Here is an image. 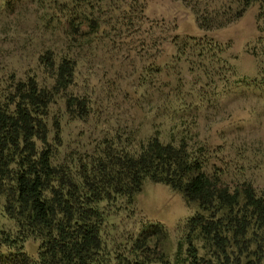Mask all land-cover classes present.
<instances>
[{"label": "rangeland", "instance_id": "1", "mask_svg": "<svg viewBox=\"0 0 264 264\" xmlns=\"http://www.w3.org/2000/svg\"><path fill=\"white\" fill-rule=\"evenodd\" d=\"M89 2L69 13L73 8L64 11L66 0H0V101H10L17 83L29 77L53 90L46 116L52 162L76 171L102 159L111 147L140 150L158 137L200 151L205 170L222 186L243 193L249 184L264 198V18L259 6L233 21L206 25L202 0ZM127 12L132 13L125 18ZM68 16L81 33L68 25ZM48 54L75 61L68 88L55 91L54 72L41 61ZM71 96L85 100L83 116L67 106ZM160 185L156 196L163 201L169 193L162 185L168 184ZM173 189L192 209L178 222L139 202L141 189L132 198L115 196L101 203L107 247L124 252L142 228L159 224L165 233L156 237V264L183 260L189 236L199 256L219 264L218 241L191 233L188 225L197 215L210 217L212 210ZM4 202L0 195L2 257L11 254L6 238L20 236L3 213ZM248 238L244 262L258 252L253 229ZM40 244L29 238L22 252L36 259ZM227 251L235 258V244Z\"/></svg>", "mask_w": 264, "mask_h": 264}, {"label": "trees", "instance_id": "2", "mask_svg": "<svg viewBox=\"0 0 264 264\" xmlns=\"http://www.w3.org/2000/svg\"><path fill=\"white\" fill-rule=\"evenodd\" d=\"M202 1L206 25L215 20L233 21L252 5L259 6L264 18V0ZM89 3L66 0L64 11H77ZM131 13H125V18ZM67 21L74 28V17L68 16ZM74 30L81 33L78 28ZM41 61L54 72L55 91L71 85L76 63L69 56L56 60L48 54ZM9 99L0 101V195L5 199L3 213L16 223L20 236L6 238L11 254L0 255V264H156L155 241L165 233L163 227L152 224L142 228L132 245L124 252H115L104 240L106 216L100 207L115 196L134 197L146 177L166 183L204 210H212L210 217L197 215L188 225L191 233L198 235L199 231L218 241L219 264H264V198L257 196L249 184L243 193L222 186L217 176L205 170L207 161L200 151L189 152L185 142L174 146L153 137L140 150L115 152L111 147L102 159L81 164L73 171L52 162L46 116L54 99L53 90L29 77L17 83L15 96ZM66 103L70 110L82 116L86 113L85 100L71 96ZM250 229L257 237L258 252L254 259L244 262L252 242L248 238ZM29 238L41 242L36 259L22 252L21 245ZM230 244L237 248L235 258L227 251ZM186 253L176 264H216L199 256L192 236Z\"/></svg>", "mask_w": 264, "mask_h": 264}, {"label": "clouds", "instance_id": "3", "mask_svg": "<svg viewBox=\"0 0 264 264\" xmlns=\"http://www.w3.org/2000/svg\"><path fill=\"white\" fill-rule=\"evenodd\" d=\"M159 186H161L160 182L146 177L142 182L141 191L137 194L138 201L163 211L166 218L173 222L186 219L192 214V209L185 202L183 195L176 192L170 185H162L169 195L165 200L159 201L156 196V189Z\"/></svg>", "mask_w": 264, "mask_h": 264}]
</instances>
